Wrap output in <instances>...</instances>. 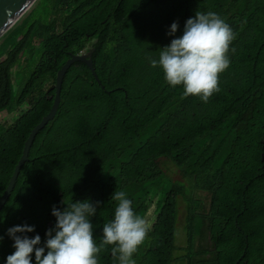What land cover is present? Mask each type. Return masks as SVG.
I'll return each mask as SVG.
<instances>
[{
    "label": "trees",
    "instance_id": "16d2710c",
    "mask_svg": "<svg viewBox=\"0 0 264 264\" xmlns=\"http://www.w3.org/2000/svg\"><path fill=\"white\" fill-rule=\"evenodd\" d=\"M42 1L43 13L34 14L35 2L0 40V117L9 114L0 122V197L33 129L49 114L50 88L71 56L93 51L103 88L83 62L67 71L58 113L37 135L0 212V264L15 251L8 229L35 226L27 235L39 234L43 243L56 223L52 208L62 210L63 200L100 202L90 218L99 244L104 223L114 218L116 190L149 225L135 264H171L183 248L174 234L175 197L184 185L192 193L183 225L186 264H264V0ZM196 11L217 13L235 34L230 66L207 103L184 97L148 59H158ZM173 22L179 27L169 36ZM38 42L39 61L28 71L24 63ZM160 159L182 180L171 179ZM111 247L99 264H118Z\"/></svg>",
    "mask_w": 264,
    "mask_h": 264
},
{
    "label": "clouds",
    "instance_id": "9594fccd",
    "mask_svg": "<svg viewBox=\"0 0 264 264\" xmlns=\"http://www.w3.org/2000/svg\"><path fill=\"white\" fill-rule=\"evenodd\" d=\"M178 27V22H173L167 34L175 36ZM234 39L232 28L217 13L196 11L186 20L183 34L160 48L158 59H148L152 67L162 68L168 85L183 88L184 97L196 96L207 103L219 91V77L230 66ZM111 198L118 203L114 218L103 225L99 244L90 218L96 215L100 202L66 204L63 200L62 210L52 208L56 223L46 231L43 243L39 234L27 235L35 231V226L24 224L8 229L15 251L7 256L6 264H33V254L35 264H99V254L106 246H112L111 253L118 264H135L134 254L146 240L149 225L134 211L124 191L116 190Z\"/></svg>",
    "mask_w": 264,
    "mask_h": 264
},
{
    "label": "water",
    "instance_id": "95a60500",
    "mask_svg": "<svg viewBox=\"0 0 264 264\" xmlns=\"http://www.w3.org/2000/svg\"><path fill=\"white\" fill-rule=\"evenodd\" d=\"M36 0H0V40L2 35L8 31L17 21L22 20L25 15H28L30 9L33 7ZM93 51L86 53L81 52L80 54L73 55L64 64L57 74L55 84L50 88V90H55L54 103L47 116L33 129L28 142L26 144L23 157L21 158L19 164L16 165L14 173L9 180L8 186L6 187L4 193L0 197V212L9 200L14 188L16 186L17 180H19L25 165L31 161L32 147L34 145L37 135L46 128V126L56 117L59 106L61 103V93L63 87V81L65 75L69 68L76 62H83L89 68L92 69V73L97 80V83L103 88L100 80L98 79L97 72L93 66Z\"/></svg>",
    "mask_w": 264,
    "mask_h": 264
},
{
    "label": "rangeland",
    "instance_id": "374dc122",
    "mask_svg": "<svg viewBox=\"0 0 264 264\" xmlns=\"http://www.w3.org/2000/svg\"><path fill=\"white\" fill-rule=\"evenodd\" d=\"M42 0H38L36 2V4L34 5V9H35V15H39L40 12H44V7H42ZM30 9L27 17H29V15L32 13V9ZM41 13V14H42ZM32 21V20H31ZM43 49V43L42 42H38L37 44V51H36V55L34 56H28L27 60L25 61V66H27V70L28 71H33L35 68V65L37 64V62L39 61V56L41 54V51ZM0 60H4V57H0ZM21 78H17L19 80H17L16 78L14 79V90L15 93H19V88L21 85ZM9 114L4 113L1 114L0 117V122L4 121V117L8 116ZM13 118L15 117V114H13ZM11 116H9L10 119ZM17 117V116H16ZM160 165L162 167V169L164 170V172L166 174H168L171 179L173 180H182V177L180 176L178 170L176 169V167H174L171 162L165 160V159H160ZM171 180V181H173ZM189 189H186L185 185L183 187H181L180 191L178 192L177 196L175 197V204H176V209L178 210L177 212V221L175 222V234H174V245L182 248L177 250L174 254L175 259L173 260V262L171 264H186V262H184V258L183 255L186 254V250L184 248L185 244H186V233H185V228L183 227V225H185L186 223V218H187V209H186V205L189 204V202H187V197L186 194H188ZM192 194V193H190ZM198 194L200 196H202V198L204 199H208L210 198V196L207 195V192L205 191H198ZM184 253V254H183Z\"/></svg>",
    "mask_w": 264,
    "mask_h": 264
},
{
    "label": "crops",
    "instance_id": "0c3cea01",
    "mask_svg": "<svg viewBox=\"0 0 264 264\" xmlns=\"http://www.w3.org/2000/svg\"><path fill=\"white\" fill-rule=\"evenodd\" d=\"M188 193H190V192H188ZM176 196H177V195H176ZM186 197H187V194H186ZM211 202H212V201H211ZM211 202H210V203H211ZM5 205H6V204H5ZM239 227H240V226H239ZM246 239H247V237H246ZM201 240H202V239H201ZM243 257H244V255L242 256V258H243ZM242 258H240V260H241ZM239 262H240V261H238L237 264H239Z\"/></svg>",
    "mask_w": 264,
    "mask_h": 264
}]
</instances>
